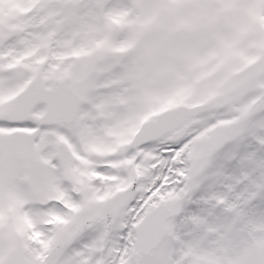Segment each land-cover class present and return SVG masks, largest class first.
I'll use <instances>...</instances> for the list:
<instances>
[{"label": "snow or ice", "instance_id": "6c2138e0", "mask_svg": "<svg viewBox=\"0 0 264 264\" xmlns=\"http://www.w3.org/2000/svg\"><path fill=\"white\" fill-rule=\"evenodd\" d=\"M0 264H264V0H0Z\"/></svg>", "mask_w": 264, "mask_h": 264}]
</instances>
